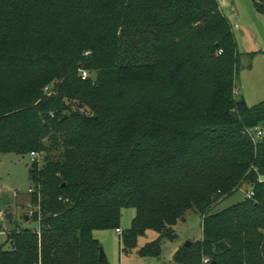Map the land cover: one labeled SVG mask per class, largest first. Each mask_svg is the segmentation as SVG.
Returning <instances> with one entry per match:
<instances>
[{
	"label": "trees",
	"instance_id": "1",
	"mask_svg": "<svg viewBox=\"0 0 264 264\" xmlns=\"http://www.w3.org/2000/svg\"><path fill=\"white\" fill-rule=\"evenodd\" d=\"M238 71L216 0H0V155H44L38 229L8 232L0 264H108L93 232L126 208L124 254L152 231L136 254L158 257L192 211L201 240L174 264H264V101L234 94Z\"/></svg>",
	"mask_w": 264,
	"mask_h": 264
},
{
	"label": "rangeland",
	"instance_id": "2",
	"mask_svg": "<svg viewBox=\"0 0 264 264\" xmlns=\"http://www.w3.org/2000/svg\"><path fill=\"white\" fill-rule=\"evenodd\" d=\"M264 3V0H262ZM220 12L226 17L239 54V71L234 81L238 97H242L249 107L264 101V11L256 7L258 0H216ZM95 82V75L90 73ZM261 139L264 138V128ZM36 155L39 166L43 165L44 155ZM30 155H0V247L8 232L20 229H38L32 220L38 208L32 203V187L29 179ZM250 188L242 185L233 195L217 204L211 212L226 209L240 201ZM2 197L9 202L2 205ZM135 216V210L126 208L121 211L120 234L116 231H95L93 237L99 242L108 264H174L172 258L178 249L189 243L201 240V222L199 214L189 211L173 228L176 234L174 241L163 240L161 253L156 258H142L136 250L145 243L154 241L158 235L152 231L139 238L137 249L130 253L121 252V238L124 230L129 229ZM25 218H28L26 221Z\"/></svg>",
	"mask_w": 264,
	"mask_h": 264
},
{
	"label": "built area",
	"instance_id": "3",
	"mask_svg": "<svg viewBox=\"0 0 264 264\" xmlns=\"http://www.w3.org/2000/svg\"><path fill=\"white\" fill-rule=\"evenodd\" d=\"M218 54H220V52ZM87 76H88L87 73H85V72L81 73V79L84 80ZM234 94L235 95L237 94V90H235V89H234ZM261 136H262L261 130L258 127L254 128L252 131L251 138L254 140H258V139H261ZM35 158H36V155L34 153H31L30 154V163L34 162L36 160ZM251 196H252L251 192L246 194V198H251ZM116 234H120V230H116ZM203 262L207 263V260H205Z\"/></svg>",
	"mask_w": 264,
	"mask_h": 264
},
{
	"label": "water",
	"instance_id": "4",
	"mask_svg": "<svg viewBox=\"0 0 264 264\" xmlns=\"http://www.w3.org/2000/svg\"><path fill=\"white\" fill-rule=\"evenodd\" d=\"M94 84H96V82H94ZM63 119H66V116H64ZM8 204H9V202H8L7 200H5V199L2 197V205H3V206H6V205H8ZM25 220L27 221L28 218H25ZM190 245H191V243L187 242V243L184 245V247H185V248H188V247H190ZM98 258H99V260H104V259H106V258H105V255H104V253H103V250H102V248H101L100 246H99V248H98Z\"/></svg>",
	"mask_w": 264,
	"mask_h": 264
}]
</instances>
